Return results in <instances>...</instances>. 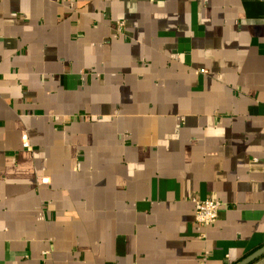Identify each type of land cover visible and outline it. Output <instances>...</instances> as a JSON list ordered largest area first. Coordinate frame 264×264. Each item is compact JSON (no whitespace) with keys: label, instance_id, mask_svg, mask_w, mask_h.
<instances>
[{"label":"crops","instance_id":"1","mask_svg":"<svg viewBox=\"0 0 264 264\" xmlns=\"http://www.w3.org/2000/svg\"><path fill=\"white\" fill-rule=\"evenodd\" d=\"M263 245L264 0H0V264Z\"/></svg>","mask_w":264,"mask_h":264},{"label":"built area","instance_id":"2","mask_svg":"<svg viewBox=\"0 0 264 264\" xmlns=\"http://www.w3.org/2000/svg\"><path fill=\"white\" fill-rule=\"evenodd\" d=\"M201 73H206V70L202 69ZM22 147L26 150L31 149V145L27 136L24 132L21 135ZM40 184H47L48 178L41 177L38 179ZM194 223L201 227H207L214 224L217 220L218 212L220 210L221 204L219 201L211 198H194Z\"/></svg>","mask_w":264,"mask_h":264},{"label":"water","instance_id":"3","mask_svg":"<svg viewBox=\"0 0 264 264\" xmlns=\"http://www.w3.org/2000/svg\"><path fill=\"white\" fill-rule=\"evenodd\" d=\"M262 254H264V245L258 248L257 250H255L254 252H252L251 254H249L248 256H246L244 259H242L236 264H248Z\"/></svg>","mask_w":264,"mask_h":264}]
</instances>
